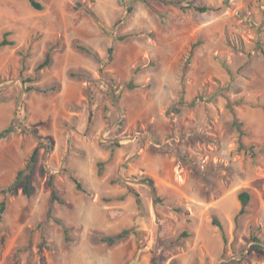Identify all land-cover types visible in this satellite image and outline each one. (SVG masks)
<instances>
[{"label":"rangeland","instance_id":"1","mask_svg":"<svg viewBox=\"0 0 264 264\" xmlns=\"http://www.w3.org/2000/svg\"><path fill=\"white\" fill-rule=\"evenodd\" d=\"M37 1L44 10L0 0V41L9 32L15 42L0 49V132L13 120L28 131L0 139V188L39 148L34 195L18 189L0 223V264H264V0L204 14L189 3L225 0ZM77 43L103 59L115 48L106 71L116 91ZM20 49L30 50L24 71ZM67 169L94 196L78 192ZM50 177L63 205L51 202ZM243 190L251 200L236 223ZM51 207L69 241L47 219ZM125 229L115 246L95 239Z\"/></svg>","mask_w":264,"mask_h":264},{"label":"trees","instance_id":"2","mask_svg":"<svg viewBox=\"0 0 264 264\" xmlns=\"http://www.w3.org/2000/svg\"><path fill=\"white\" fill-rule=\"evenodd\" d=\"M30 5L32 6V8H34L35 10L38 11H42L44 10V5L37 1V0H28ZM228 1L229 0H225L222 6H213V5H205V6H198L196 5L194 2L189 3V6H193V8L199 12V13H208L211 11H221L224 7H228ZM81 7H84V5L82 4H78L76 8V10H80ZM132 7H129L127 9L128 13L132 12ZM87 13L94 19V21L97 23L98 26L105 28V20L103 19L102 15L95 9V8H87ZM241 13V12H239ZM11 34L9 32L4 33L2 40L0 41V49L5 48V47H12L15 45V42L12 40H9L8 37ZM129 35L120 37L119 40H124L125 38H127ZM201 42H198V44H200ZM196 45V46H197ZM64 47L61 44H57V45H53L49 48V50L47 51L46 55H45V59L43 62H41L35 70V77H30L27 79L26 83L32 84L34 82H36L39 78V74L41 71L45 70L46 68H48L51 63H52V55L53 52L55 50H62ZM77 48L81 51H83L84 53H86L89 56H92L100 65V74L102 77H104L106 79V81L110 84L111 88L116 91L118 88V84L113 81L111 75L109 74L108 71H106V67L108 64L112 63L115 59L114 57V53H115V48L113 46L108 48L107 51V58L103 59L100 57V55L93 50L91 47L82 44V43H77ZM21 57H22V70L24 71L27 67H28V63H27V59L29 58V53L30 50H25V49H20L19 51ZM195 54V51H191V57ZM264 54V51H263ZM189 68L183 69V73H182V81L184 82V80L187 78L188 72H189ZM72 77H75L76 75L74 73L71 74ZM82 77L91 81V83L96 84L97 82L95 81V79L93 78L92 75H90L88 72H83L82 73ZM1 84V82H0ZM124 86H126L129 90H133L137 87V85L133 84V83H125ZM32 90H35L39 93H51V92H55L58 89V86H53L51 88H40L37 86H32L31 87ZM121 96H117L116 100L118 102H120ZM12 134H28L27 129H25L24 127H22L21 124H19L16 120H13L10 124L9 127H7L6 129H4L3 131L0 132V139H8ZM152 150H154L155 152H165L167 150L166 146H162V147H153ZM38 156H39V148L36 147L32 154L30 155L26 165L20 169L15 177V180L13 181L12 184L6 186V187H2L0 188V195L3 196V200L0 202V223L2 224L4 222V214L6 213L7 209H8V203H9V199L10 197H13L17 194L18 189L22 188V192L25 195L28 196H32L35 193V187L32 184V176L35 173V169H36V165L38 162ZM99 165L102 167L103 164L99 163ZM66 171L70 172V178L72 180V182L75 184V188L78 192H81L87 196H94V193L89 191L85 186L84 183L82 182V180L80 178H78L73 171L67 169ZM53 177H50L49 180V186L53 189V193H52V197H51V202L52 204L54 203H58L63 205L64 202L62 201V199L58 196V193L55 189L54 186V181H53ZM120 184H124V182L119 181ZM147 182H149V184L154 186V182L151 179H147ZM132 194L133 193L132 189H130L129 191ZM137 197V201L140 202V197L138 194H136ZM238 200L241 204L240 210L238 211V213L235 216V222L238 223L239 219L245 215L247 213V208L250 204V200H251V195L249 193V191L247 190H243L239 193L238 195ZM54 209L51 207L49 209L48 215H47V219L53 220L58 226H60L63 231L64 234L66 236V239L69 241V233H70V228L60 219L55 218L53 215ZM213 224L215 226H220L221 223L217 220V218L213 219ZM130 230L125 229L119 233L116 234H111V235H105V234H97L95 239L97 242L99 243H104L107 244L109 246H115L117 244H119L120 242L126 240L129 236ZM190 236V234L185 231L182 233L181 237H188ZM254 239L256 240L257 246L255 248L257 249H262V240L257 237L256 235H253Z\"/></svg>","mask_w":264,"mask_h":264}]
</instances>
